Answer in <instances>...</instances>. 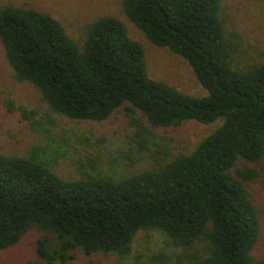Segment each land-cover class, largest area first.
<instances>
[{
    "label": "trees",
    "instance_id": "obj_1",
    "mask_svg": "<svg viewBox=\"0 0 264 264\" xmlns=\"http://www.w3.org/2000/svg\"><path fill=\"white\" fill-rule=\"evenodd\" d=\"M122 7L152 45L188 62L207 95L152 78L144 45L116 16L94 19L79 43L48 12L3 6L0 40L15 78L70 119L103 122L125 112L142 150L143 131L188 121L217 127L190 153L168 159L160 151L155 169L119 179L88 172L66 180L44 156L0 148V250L35 228L57 238L53 249L48 238L39 241L43 264H68L76 248L124 258L139 232L158 229L194 249L198 264H264L253 254L263 210L248 188L259 179L264 186V61L247 70L233 63L222 0H122Z\"/></svg>",
    "mask_w": 264,
    "mask_h": 264
},
{
    "label": "rangeland",
    "instance_id": "obj_2",
    "mask_svg": "<svg viewBox=\"0 0 264 264\" xmlns=\"http://www.w3.org/2000/svg\"><path fill=\"white\" fill-rule=\"evenodd\" d=\"M3 6L48 12L79 43L83 42L86 28L94 19L104 15L116 16L125 23L130 35L144 45L147 69L152 78L188 94L207 95V90L198 82L184 58L167 48L152 45L128 19L122 0H0V7ZM222 9L227 35L235 47L233 63L247 70L263 62L264 0H222ZM24 110L33 117L25 118ZM124 113L117 111L108 120L96 122L74 120L52 111L32 83L15 78L0 40V148L3 153L16 156L34 154L38 160L44 156L46 164L66 180L87 178L93 174L119 179L155 169L157 162L153 156L160 151H166L168 159L190 153L218 125L205 126L188 121L175 128L143 131L148 147L142 150L135 135L136 127L130 124ZM33 121L38 122L36 127H33ZM248 188L263 210L262 238L253 251L254 256L260 258L264 256V186L259 179ZM46 238L53 249L57 238L52 233L34 228L15 246L0 250V264H43L37 248L39 241ZM190 252L193 253L194 249L189 251L176 245L160 230L150 229L137 234L131 253L124 258L114 253L87 255L76 248L70 251L73 258L68 264H198L200 260ZM57 264L63 263L57 261Z\"/></svg>",
    "mask_w": 264,
    "mask_h": 264
}]
</instances>
